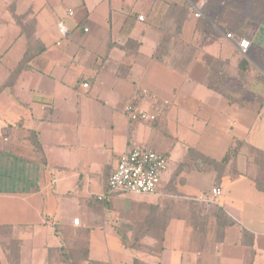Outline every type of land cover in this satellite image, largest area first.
Returning a JSON list of instances; mask_svg holds the SVG:
<instances>
[{
    "label": "crops",
    "instance_id": "1",
    "mask_svg": "<svg viewBox=\"0 0 264 264\" xmlns=\"http://www.w3.org/2000/svg\"><path fill=\"white\" fill-rule=\"evenodd\" d=\"M169 2L0 0V264H70L58 251L78 235L86 241L84 264H264V176H258L259 164L249 179L238 168L242 149L251 148L247 140H233L220 160L195 147L186 145L182 154L168 147L171 131L186 123V107L196 101L254 113L230 105L205 81L206 56L238 69L235 41L227 39L234 24L228 11H236L219 7L213 23L204 15L210 23L204 34L191 10L199 3L180 0L189 18L179 29ZM60 23L70 35L58 46ZM22 27H31L30 36ZM256 37L251 41L264 38ZM131 104L160 117L132 123L125 115ZM238 142L237 157L220 180L213 170L212 188L200 195L198 179L190 185L186 176L202 170L192 151L221 163ZM138 149L169 156L179 173L161 181L155 195H127L137 196L131 206L124 194L99 202L119 159ZM243 155L247 172L254 165ZM214 189L221 191L217 198ZM186 201L223 210L231 224L219 231L211 218L197 231ZM92 234H116L119 244L112 249L107 237L94 252Z\"/></svg>",
    "mask_w": 264,
    "mask_h": 264
},
{
    "label": "rangeland",
    "instance_id": "2",
    "mask_svg": "<svg viewBox=\"0 0 264 264\" xmlns=\"http://www.w3.org/2000/svg\"><path fill=\"white\" fill-rule=\"evenodd\" d=\"M221 1L224 2L225 0ZM227 3L230 4L232 10L234 9L236 11L232 13V11L227 10L228 15H230L227 16V18L230 21L234 20V24L230 30L232 33L227 32V35H233L235 44H237V41L245 38V40L249 39L247 41L252 44L247 57L242 56L237 49H235V57L239 60L249 58L254 63L252 64L253 66L251 65L250 71L247 74H242L237 69L236 64L232 67L228 61L218 59V61L215 62L217 72L216 78H212L211 84H216L218 89L231 97L234 102L241 106L248 107L250 110L252 109L251 111H256L259 110V107L261 106L260 101L264 100V84L258 78V76L263 75L264 72V38H259L261 39V42H253L251 40L254 39V34L257 36L256 39L259 35L264 37V0H228ZM192 12H195L194 9ZM200 21H202V19H200ZM258 22H260V24H258ZM259 29L261 30L258 31ZM231 51L233 50L229 49L228 51L227 49L225 53H230ZM196 103L197 101L194 105L186 107L187 121L183 126L181 124L175 125L171 131L172 136L168 147H176V154H178L179 151L181 154L185 152L184 150H187V146L195 147L202 153L220 160L224 157L233 140L242 142L247 140V143L251 148L248 149L246 144L242 149V157L239 160L238 167L239 171H242L243 174L246 175L244 178L249 179L255 174V171H253L255 165L259 164L258 176L261 174L264 175V162H262V159L264 158V111L261 116H258L250 111H241L236 107L232 109H229V107H222L221 105L199 107L195 106ZM195 110L198 111V116H193L192 112ZM190 114H192V116ZM260 124H262V129H259ZM177 130L180 132L178 133L180 138L179 141L176 134ZM252 147L260 149L259 152L256 151V153H254ZM243 154L247 157L250 156L252 160L249 158V161L251 165H254V168L247 172L245 171V161L247 159ZM165 156L168 159V170L167 174H162L163 184L168 183L171 175L173 176L176 173H179L178 165H176L174 161L170 162L169 156ZM172 160L174 159L172 158ZM187 161L188 160H186V162ZM213 173V169L204 166L202 167V170L186 172V176L188 177L190 185H193L195 180L198 179L197 191L201 192L200 195H203L213 186ZM247 173L249 178L247 177ZM98 193L97 190L96 194ZM205 195L207 196L208 194ZM197 196H199V194ZM136 197L137 196H127L124 200L126 203L124 204L131 206L136 200ZM206 212L208 213V211ZM89 237L94 252L95 249L99 247L102 249L104 247L107 237V242L112 249L119 244L117 241L118 236L116 234H108L106 237L103 234H92ZM54 242H57L56 238L54 239ZM85 242L86 241L82 236H76L73 241L67 243L66 250L58 251V258L63 259L65 262V260L73 253L70 252L67 254L68 247L71 245V248L76 249L77 247L85 246Z\"/></svg>",
    "mask_w": 264,
    "mask_h": 264
},
{
    "label": "built area",
    "instance_id": "3",
    "mask_svg": "<svg viewBox=\"0 0 264 264\" xmlns=\"http://www.w3.org/2000/svg\"><path fill=\"white\" fill-rule=\"evenodd\" d=\"M213 0H200L197 6H193L195 11V18L201 19L204 17L203 10ZM69 17H74L73 11H69ZM144 20L143 17L139 18ZM60 34V42L58 46H61L62 41L67 39L70 35L67 27L60 23L58 26ZM87 32V30H86ZM227 39L229 41L234 40L233 35L228 34ZM235 41V40H234ZM251 42L247 40L237 41L236 47L239 52L247 57L248 52L251 49ZM264 75V72H263ZM82 89H89L88 84H83ZM125 115L132 123H156L160 114L154 111L143 110L135 105H128L125 110ZM168 170V159L164 154L156 151L138 149L132 152L125 153L120 159L112 172L105 194L100 196L97 200L99 202H108L112 196L124 194V195H143L150 196L157 194L161 181L162 174ZM221 195V191L214 189L212 196L217 198ZM201 203L212 205L210 200H199ZM214 203V202H213ZM74 224L78 226L80 220H75Z\"/></svg>",
    "mask_w": 264,
    "mask_h": 264
},
{
    "label": "trees",
    "instance_id": "4",
    "mask_svg": "<svg viewBox=\"0 0 264 264\" xmlns=\"http://www.w3.org/2000/svg\"><path fill=\"white\" fill-rule=\"evenodd\" d=\"M186 1H187L186 2L187 6H188L189 3L198 4L200 0H186ZM179 2H180V0H171V2H169V6H170V14L172 15V17H176V18H178V20H180L181 24L179 23L178 27H179V29H181L183 22L189 18V12L182 5H180ZM219 2L222 4H220ZM227 2H228V0H225L224 2H222L221 0H218V2H217V0L212 1V3L209 4L207 7H205V9H204L205 17L210 22L213 23L214 22L213 21V15H215L219 12V7H221L223 5H226V6L230 5ZM208 26H210V23L207 22V20H202L198 24L199 30H201L204 34L206 33ZM21 29L23 31H25L26 33H28V35L30 36L31 31H32L31 27H22ZM251 47H252V45H251ZM250 60L248 58L240 60L239 65H238L239 72H241L242 74H247L250 71L251 65H252V63H254L252 60H251V62H252L251 63ZM217 61L218 60H216L215 58L208 57V56H206V58H204V64L208 68V73L206 75V80H205L206 84L209 86V88L211 90L215 91L216 93H219L221 96L226 98L229 101L230 105H237L241 109L246 108L245 106H241L238 103L234 102L231 97H229L228 95H226V93H224L223 91L218 89L216 84H214V85L211 84L212 78L213 77H214V79L216 78L217 72H216V68H215V62H217ZM27 62L28 61L26 60V61H24V63H22V66L19 67L16 74H19L21 68H23V66H25L27 64ZM258 78L264 84V75H260V76H258ZM260 102H261V104H260L261 106L259 107V110L253 111L257 115H260L262 113V111H264V100H261ZM242 147H243V143L238 142L236 144V146L234 148H232L226 154L225 158L223 159V161L221 163L213 162V161L205 158L203 155H201L200 153H198L196 151H192V158H194L193 160H195L196 162H199L198 166L201 165V168L204 166L212 167L213 170L217 174V179L220 180L224 174V169L227 167V165L231 161H233L237 157V155H238V153ZM262 162H264V158L262 159ZM232 175H233V177H236V178L239 176V174L236 171H232ZM263 176L264 175L261 174L259 176V178L263 177ZM186 202L187 203H185V209H186L187 213L189 214L188 219H189L190 223L198 229L197 231H199V229L206 230V226H207V224L211 218L215 219L216 228L219 231H223L224 229H226L231 224L230 219L228 218L226 213L221 209L217 210L216 212H211V211H209L210 209H208V210L202 209L201 206L199 205V203H197L195 201H189V202L186 201ZM206 211H208L210 213H206ZM201 226H203V227H201ZM78 237H79V235H78ZM14 244H16V243L15 242L11 243V246H9L12 249L10 251V254L12 257L17 255V250H16V248L14 249V246H16V245H14ZM65 245H68V244L66 243ZM71 247L72 246L70 245L67 249V254L70 252H73L70 255L71 257L70 256L68 257L70 264H84V262L88 259L87 258L88 252H87L86 244H85V246L77 247L76 249L71 248ZM66 248H67V246H64L60 251H62V250L64 251V250H66ZM90 264H95V263H90Z\"/></svg>",
    "mask_w": 264,
    "mask_h": 264
}]
</instances>
